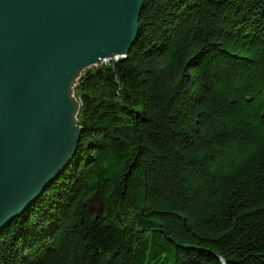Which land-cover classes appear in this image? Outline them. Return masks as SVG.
<instances>
[{"label": "trees", "instance_id": "16d2710c", "mask_svg": "<svg viewBox=\"0 0 264 264\" xmlns=\"http://www.w3.org/2000/svg\"><path fill=\"white\" fill-rule=\"evenodd\" d=\"M139 26L80 79L77 156L0 264H264V0H144Z\"/></svg>", "mask_w": 264, "mask_h": 264}, {"label": "water", "instance_id": "95a60500", "mask_svg": "<svg viewBox=\"0 0 264 264\" xmlns=\"http://www.w3.org/2000/svg\"><path fill=\"white\" fill-rule=\"evenodd\" d=\"M144 0H0V235L77 156L76 89L85 72L127 59ZM89 213L103 214L99 193Z\"/></svg>", "mask_w": 264, "mask_h": 264}]
</instances>
